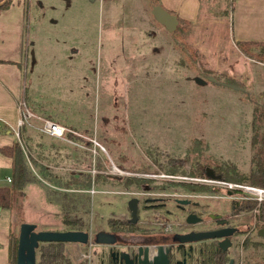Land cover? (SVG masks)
<instances>
[{"label":"rangeland","instance_id":"rangeland-1","mask_svg":"<svg viewBox=\"0 0 264 264\" xmlns=\"http://www.w3.org/2000/svg\"><path fill=\"white\" fill-rule=\"evenodd\" d=\"M25 2L26 14L34 17L43 11V15L57 19L56 24H49L53 32L44 42V52L31 36L32 28L27 29V49L36 48L41 59L36 76L33 73L32 81L31 77L27 80V87L34 84L30 91L35 95L27 96V103L43 100L46 104L41 106L49 105L78 128L73 129L76 133H67L75 143L59 141L68 147L73 160L65 169L48 170L65 179L71 172L86 169L92 183L85 190L74 191L78 193L76 208L63 211L56 201L48 199L47 181L30 182L15 204L20 208L12 209V240L18 237L19 225L26 222L35 224L36 231L77 227L89 234V243L97 232L129 238L145 234L142 241L160 243L164 241L161 234L173 228L175 218L167 211L172 208L168 204L155 207L154 224L141 230L148 212H142L140 204L143 222L128 230L120 227L128 214V198L136 195L144 202L143 196L154 194H208V207L222 211L230 200L224 184L202 182L207 190L200 193L176 182H198L190 178L204 174L189 172L198 166L203 171L207 166L221 175V180L248 184L226 177L249 175L256 165L255 157L262 154L253 136L256 130L263 131L257 121L259 112L264 113V62L242 54L231 39L230 0L204 1L199 20L194 24L179 21L175 32L167 31L152 16L154 0ZM38 2L42 8L38 9ZM196 77L205 82L198 83ZM210 77L240 89L213 82ZM31 169L37 174L36 166ZM137 172L178 177H151L136 183L126 177ZM170 199L162 198L168 203ZM65 214L72 221L69 225H63ZM256 214L251 210L241 216L251 228V243L240 247L243 236L236 238L237 264H264V240L256 234L261 228ZM132 239L141 242V238ZM257 242L258 246L252 245ZM60 245L69 264H98L96 259L83 258L90 247ZM96 256L98 259L100 252ZM35 264H40L39 249Z\"/></svg>","mask_w":264,"mask_h":264},{"label":"crops","instance_id":"crops-1","mask_svg":"<svg viewBox=\"0 0 264 264\" xmlns=\"http://www.w3.org/2000/svg\"><path fill=\"white\" fill-rule=\"evenodd\" d=\"M25 1L11 0L7 7L0 9V186L11 184L7 177L12 179V158L4 153L2 148L11 146L16 140L24 150L29 151L38 164L47 168L65 169L68 167V161L73 160L68 147L59 144L61 139L39 129L42 123L40 118L50 119L78 130L71 126L66 116L61 117L49 105L41 106L42 103L46 104L43 100L27 103V96L31 98V95H34L32 94L34 90L30 91L34 84L30 83L27 87V80L31 77L32 81L33 73L36 76L39 71L37 65H40L41 61L36 48L29 51L27 49L29 44H26L27 39L26 42L24 40L27 29L30 31L32 28L31 36L35 37L42 47L39 49L44 52L46 50V47H43L44 42L50 40L53 32V27L49 24H56L57 19L43 15V11L34 17L26 14ZM204 1L206 0H158L166 10L191 24L196 23L203 15ZM40 3L38 2V9L42 8ZM227 15L229 35L233 42L264 41V0H230ZM33 103L37 105L34 106ZM21 119L24 123L19 124ZM71 119L73 120V117ZM12 218L11 208L0 207V264H10Z\"/></svg>","mask_w":264,"mask_h":264},{"label":"flooded vegetation","instance_id":"flooded-vegetation-1","mask_svg":"<svg viewBox=\"0 0 264 264\" xmlns=\"http://www.w3.org/2000/svg\"><path fill=\"white\" fill-rule=\"evenodd\" d=\"M194 167L190 171V175H199L204 174L205 177H194L190 178L191 180H197L198 182L194 181H179L176 182L179 185H183L184 183L186 186H189L191 191H206L207 186L203 185L207 182V179H221L220 175L217 174L214 170L209 169L207 166L203 167V171H201L202 166ZM192 172V173H191ZM207 172L213 173L214 177L207 176ZM131 178V180H135V183L139 180L148 181L147 179H150L151 177H159L155 174H147L143 172H137L136 174H133L132 176H126ZM134 178V179H133ZM206 179V180H204ZM153 182H156V180H151ZM169 181V180H167ZM176 181V180H173ZM201 181V182H199ZM208 183V182H207ZM205 186V187H204ZM195 189V190H194ZM170 194H177L175 192L167 193L166 196L161 195H155L154 196H143L142 201L139 199V197H135L137 202V215L138 219L136 223L143 222L140 219L139 216V205L141 204V210L142 212H148L145 216L146 222L142 223L140 225L141 230H146L148 227H152L154 224L153 220L155 214V207H164L168 204L169 207L172 209H167V211L170 212V214H173V218H175L173 224L171 223L172 229H176L173 233L169 234L172 229H166L165 233L161 234L162 241L160 243H156V241L152 240H143V237L145 238V234H139V235H131L132 237H126L124 235L118 236L114 235L115 241L113 244H107V243H101L98 244L93 241V243H89V240L87 243H75L77 246H82L81 248H86V246L89 248V254L88 256L84 255L83 258L88 259L91 257L93 259H96V262L98 264H138L139 259H143V253L146 250V260L149 262L151 261V257H153L154 254H156V247L160 246L162 247L163 254L168 259V264H220V258L222 259L221 264H237V257L235 256L234 252L237 250L238 243L235 241L237 237L243 236L242 241L240 243V247L242 245H245L246 239H249L251 228L248 224L247 220H241V216L243 213H246L251 210H243V211H237L235 208L236 200L239 199H245L242 198L240 191L236 189L228 190V198L230 199L226 207L220 211L218 209L211 210L208 206L209 203L205 201V198L209 197L208 194H198L194 195L198 198H194L191 194H181L180 196H171ZM171 197L168 203V200H162V198ZM211 197V196H210ZM131 198V197H130ZM128 198V200L130 199ZM203 198V199H202ZM201 199L202 202L199 200ZM184 201H186L184 203ZM253 211L257 212V209ZM192 214L193 218L197 219V221L193 224H188L186 222V216L188 214ZM129 210L128 214L125 216V220L120 221V227L123 228L122 223L126 222L128 225L135 226L137 224H130L129 223ZM141 214V213H140ZM211 214L218 215L213 218ZM223 221L221 225L218 224L219 222ZM243 224V225H242ZM243 226L248 227V229H244ZM113 228V227H112ZM119 228V230H121ZM111 229V228H110ZM220 229H226L231 230L234 229V232L232 235L228 238L229 244L226 245L227 247L222 250L218 243L222 239H209V240H200L195 242H178L177 238L175 237L176 234H187L189 232H202V231H216ZM112 230V229H111ZM258 230V229H257ZM257 232V231H256ZM168 233V234H167ZM147 235V234H146ZM170 236V237H169ZM141 238V242L138 240L132 239V238ZM260 238V237H259ZM41 244V243H40ZM40 244L38 245V248L40 247ZM48 244V243H43ZM64 244V243H59ZM227 244V243H226ZM61 255H63L62 246L59 245L58 248H56L57 251H59ZM79 249V248H78ZM100 252V257L97 259L96 254ZM141 255V256H139ZM82 259H80L81 261ZM85 262V261H84ZM67 264L69 262L67 261ZM78 264H81V262H78Z\"/></svg>","mask_w":264,"mask_h":264},{"label":"trees","instance_id":"trees-1","mask_svg":"<svg viewBox=\"0 0 264 264\" xmlns=\"http://www.w3.org/2000/svg\"><path fill=\"white\" fill-rule=\"evenodd\" d=\"M11 0H0V9L7 7ZM154 4H159L158 0H154ZM171 12V11H169ZM179 21H183L178 17ZM185 23L186 22L184 21ZM177 28L173 31L175 32ZM236 45L239 50L246 56L255 58L256 60L264 62V41H236ZM258 124L262 125L263 131L259 133L255 131L253 136L254 142H258L261 146L259 151L262 152L261 155H257L256 165L249 170V175L241 176L238 178L226 177L230 180L236 181H246L248 184L264 187V113L259 112ZM2 151L12 158V179L11 184L7 186H0V207H6L13 209L18 197L23 196L24 187L33 181H39L44 179L47 181L49 186L47 187V197L50 200L56 201L62 208L66 211V208H76L74 204L75 197L78 193L74 191L85 190L91 186L92 176L91 173L86 169L77 170L69 173L65 179L58 177L56 173L48 170L44 165L38 164L35 159L31 156L29 151H26L21 146L20 142L16 140L11 146H4ZM258 151V149H257ZM256 151V152H257ZM37 167V174L31 169V166ZM190 173V172H189ZM192 173V172H191ZM97 173L94 175L96 178ZM226 176V175H225ZM224 176V177H225ZM221 177V175H220ZM131 180L126 181L129 183ZM59 186V187H58ZM54 187V188H51ZM57 188L61 189L57 190ZM236 210H253L257 209V222H260L259 227H264V199L260 202L257 200L250 199H239L235 201ZM19 206H15V210L19 209ZM66 209V210H64ZM72 222V221H71ZM68 215H64L63 225H69ZM111 222H109L110 224ZM122 226L126 229H132L134 226L128 225L126 222L122 223ZM80 228H72V230H79ZM70 231V230H62ZM262 239V238H261ZM264 240V239H263ZM251 243L249 239H246L245 245L248 246ZM260 242L253 243L252 245L258 246ZM60 244L59 243H48L47 245H42L39 247L40 250V264H67V260L61 255L60 249L56 250ZM16 246L17 239L12 240L10 237V264H15L16 259ZM222 259L220 258V264Z\"/></svg>","mask_w":264,"mask_h":264},{"label":"water","instance_id":"water-1","mask_svg":"<svg viewBox=\"0 0 264 264\" xmlns=\"http://www.w3.org/2000/svg\"><path fill=\"white\" fill-rule=\"evenodd\" d=\"M151 13L154 19L162 24L167 31H173L178 24V18L176 14L169 12L160 4H153L151 6ZM195 80L198 83H204L205 81L199 77ZM210 80L217 82L221 85L232 89H240V87L234 83L217 80L214 77H210ZM207 176L214 177L213 173L207 172ZM137 202L135 197H131L127 201V208L129 210V223L136 224L137 215ZM186 201H184L185 203ZM213 218L218 216L217 214H211ZM197 219L193 218L192 214L186 216V222L188 224H193ZM224 223L223 221L218 224ZM234 229L226 230L220 229L216 231H202V232H189L187 234H176L178 242H195L200 240L209 239H222L219 241L218 246L224 250L229 244L228 238L232 235ZM257 236L264 239V227L259 228L256 232ZM89 240V234L80 230H70V231H36V225L33 223H21L19 225L17 246H16V259L15 264H35V251L40 243H82L85 244ZM94 240L96 243H107L113 244L115 237L112 233L107 232H97L94 235ZM227 243V244H226ZM141 256V255H139ZM143 259H139L138 264H168V259L163 254L162 247H156V254L151 257V261L146 260V250L143 253Z\"/></svg>","mask_w":264,"mask_h":264},{"label":"built area","instance_id":"built-area-1","mask_svg":"<svg viewBox=\"0 0 264 264\" xmlns=\"http://www.w3.org/2000/svg\"><path fill=\"white\" fill-rule=\"evenodd\" d=\"M28 115L31 116L30 113H28ZM40 119L42 120V123L39 126V129L41 131H43L44 133H47L48 135L57 137L59 139L67 140L69 142L75 143L69 137H67L68 132L76 133L74 132L73 129L68 128L50 119H45V118H40ZM22 123H24V120L23 119L19 120V124H22ZM16 135L18 136L17 132H16ZM99 147L103 149L100 145ZM158 176H163V177H168V178L178 177L176 175H171V174H159ZM182 177H185V176H182ZM7 180L11 181V178L7 177ZM207 180L211 182H215V183L224 184L228 190H231V189L239 190L242 198H245V199L253 198L257 200L258 202L264 199V187H259V186L246 184V183L242 184V183H235L231 181H224V180L217 179V178L207 179ZM254 210H256V208Z\"/></svg>","mask_w":264,"mask_h":264}]
</instances>
